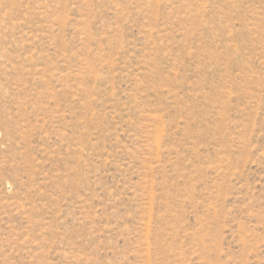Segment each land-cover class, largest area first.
Returning a JSON list of instances; mask_svg holds the SVG:
<instances>
[{"label": "rangeland", "instance_id": "obj_1", "mask_svg": "<svg viewBox=\"0 0 264 264\" xmlns=\"http://www.w3.org/2000/svg\"><path fill=\"white\" fill-rule=\"evenodd\" d=\"M0 264H264V0H0Z\"/></svg>", "mask_w": 264, "mask_h": 264}]
</instances>
